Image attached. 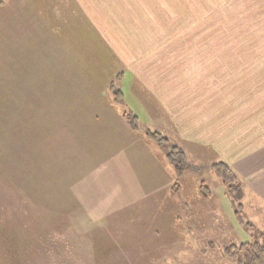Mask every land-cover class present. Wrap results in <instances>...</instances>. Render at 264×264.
I'll return each mask as SVG.
<instances>
[{
  "label": "rangeland",
  "instance_id": "1",
  "mask_svg": "<svg viewBox=\"0 0 264 264\" xmlns=\"http://www.w3.org/2000/svg\"><path fill=\"white\" fill-rule=\"evenodd\" d=\"M60 1L36 0L42 14L32 11L31 0H11L0 9V264H238L225 248L262 241L264 215L252 206L244 209L240 181L225 185L213 168L219 160L211 149L182 142L167 118L155 116L151 97L138 84L132 86L128 76L114 83L124 92L121 110L138 117V134L144 137L142 170L108 180L101 179L102 167L97 168L78 201L79 206L90 203L88 213L58 215L39 206L38 188L47 181L39 185L30 179L39 176L33 172L41 166L30 165V145L24 150V111L54 108L49 96L59 84L53 90L48 82L56 65L62 78L78 74L69 61H79L78 70L85 73L90 59L103 57L93 18L101 23L120 14L118 0H87L93 18L75 0H65L60 12ZM239 3L241 18L247 15V2ZM254 9L250 25L255 43L263 44L261 6ZM30 127L26 129L33 132ZM148 131L160 133L164 144L146 136ZM172 150L186 156L189 168L182 175L169 162ZM151 151L153 165L152 159L146 161Z\"/></svg>",
  "mask_w": 264,
  "mask_h": 264
},
{
  "label": "crops",
  "instance_id": "2",
  "mask_svg": "<svg viewBox=\"0 0 264 264\" xmlns=\"http://www.w3.org/2000/svg\"><path fill=\"white\" fill-rule=\"evenodd\" d=\"M31 1L32 11L42 14ZM118 1L120 14L100 23L89 15L90 2L75 0L97 24L103 57L90 59L85 73L79 61H69L78 74L66 78L56 65L48 82L53 90L59 84L49 96L54 108L24 111V150L30 145V165L41 166L30 179L47 181L38 188L39 206L58 215L88 213L90 203L78 201L97 168L108 180L142 170L144 137L118 105L122 89L118 101L111 88L114 79L128 76L182 142L210 148L212 157L229 164L242 185L244 209L252 206L264 215V43H255L250 25L256 4L264 22V0H244L247 15L241 18L240 0ZM60 2L61 12L66 2ZM151 153L146 161L153 165Z\"/></svg>",
  "mask_w": 264,
  "mask_h": 264
},
{
  "label": "trees",
  "instance_id": "3",
  "mask_svg": "<svg viewBox=\"0 0 264 264\" xmlns=\"http://www.w3.org/2000/svg\"><path fill=\"white\" fill-rule=\"evenodd\" d=\"M11 4V0H0V9L5 8ZM111 88L116 94V100H121L122 93L118 90L113 82ZM130 126L137 130L138 117L136 115L126 114ZM149 137L154 140H157L160 144H164L166 139L161 136L160 133L148 131L146 133ZM170 164L175 168L177 174L182 175L189 167L186 156L183 150H172L168 154ZM213 168L216 172L223 178L225 185H229L231 180L237 179L236 174L233 172V169L226 162H218L213 164ZM205 188V186H202ZM205 195H209V192L206 190L203 192ZM241 194V192H240ZM262 241H253L245 242L241 244H232L225 248V253L231 257H234L238 264H264V237Z\"/></svg>",
  "mask_w": 264,
  "mask_h": 264
}]
</instances>
